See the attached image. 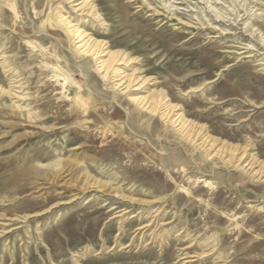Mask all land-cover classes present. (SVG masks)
<instances>
[{"label": "rangeland", "instance_id": "obj_1", "mask_svg": "<svg viewBox=\"0 0 264 264\" xmlns=\"http://www.w3.org/2000/svg\"><path fill=\"white\" fill-rule=\"evenodd\" d=\"M0 264H264V0H0Z\"/></svg>", "mask_w": 264, "mask_h": 264}, {"label": "bare ground", "instance_id": "obj_2", "mask_svg": "<svg viewBox=\"0 0 264 264\" xmlns=\"http://www.w3.org/2000/svg\"><path fill=\"white\" fill-rule=\"evenodd\" d=\"M130 28V27H129ZM78 102V101H77ZM83 103H85V102H83ZM78 105H79V103H77ZM88 105V104H87ZM79 107V106H78ZM83 110V109H82ZM151 112H154V109H152V111ZM102 189V188H101Z\"/></svg>", "mask_w": 264, "mask_h": 264}]
</instances>
